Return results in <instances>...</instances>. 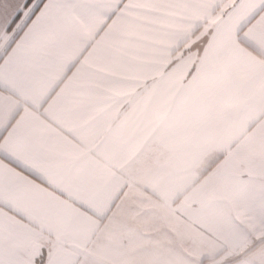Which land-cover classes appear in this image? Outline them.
Segmentation results:
<instances>
[{
	"label": "snow or ice",
	"instance_id": "1",
	"mask_svg": "<svg viewBox=\"0 0 264 264\" xmlns=\"http://www.w3.org/2000/svg\"><path fill=\"white\" fill-rule=\"evenodd\" d=\"M258 57L264 0H0V264H101L100 231L134 233L156 264H197L185 246L214 261L213 238L227 264H264V236L237 223L264 219V181L236 171L222 122L242 92L264 99ZM169 90L177 112L199 105L185 131H137L143 104ZM247 144L264 153V130ZM213 152V179L178 204Z\"/></svg>",
	"mask_w": 264,
	"mask_h": 264
},
{
	"label": "crops",
	"instance_id": "2",
	"mask_svg": "<svg viewBox=\"0 0 264 264\" xmlns=\"http://www.w3.org/2000/svg\"><path fill=\"white\" fill-rule=\"evenodd\" d=\"M73 2V0H69ZM91 39L90 33L85 32L81 48ZM196 60L195 54L190 57ZM258 61L264 64V57H258ZM176 69H173L175 71ZM142 92V87L136 89L133 95ZM178 93L169 90L163 94H157L151 100L143 104V111L139 114L133 127L139 131L151 120L152 126L159 132L162 129L169 134L179 135L185 131L184 124L189 115L199 111V105L190 103L185 106L182 113L177 112ZM129 110V104L113 112V124L119 123ZM176 113L175 127H169L173 114ZM223 128L226 134H230L233 140L232 152L236 155L239 166L237 172L243 173L244 178L254 181H264V153H256L247 144V139L257 131L264 130V99L258 97L252 91H245L227 104L223 115ZM105 135H108L106 132ZM147 139V137H146ZM220 153L213 152L206 156L200 168L194 172L183 187L177 191V203L183 199L196 185L210 181L215 176V170L220 163L217 159ZM215 161V162H214ZM227 184L231 180L230 174L221 178ZM224 201H218V206H223ZM240 229L250 234L252 239L264 236V219H252L242 214L237 221ZM92 247L97 250L101 264H156V256L152 249L137 241L134 233H126L119 238H114L105 231L98 232L92 240ZM184 252L199 264L201 252L193 246H185ZM210 253H218L214 261H205V264H227L229 254L222 242H216L213 238V247Z\"/></svg>",
	"mask_w": 264,
	"mask_h": 264
}]
</instances>
